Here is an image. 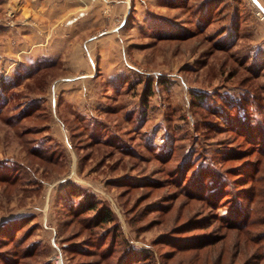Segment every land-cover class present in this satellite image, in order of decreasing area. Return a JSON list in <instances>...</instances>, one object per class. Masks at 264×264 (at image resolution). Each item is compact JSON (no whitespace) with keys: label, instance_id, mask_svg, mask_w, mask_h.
<instances>
[{"label":"rangeland","instance_id":"rangeland-1","mask_svg":"<svg viewBox=\"0 0 264 264\" xmlns=\"http://www.w3.org/2000/svg\"><path fill=\"white\" fill-rule=\"evenodd\" d=\"M2 80L0 264H264V0H0Z\"/></svg>","mask_w":264,"mask_h":264},{"label":"trees","instance_id":"trees-1","mask_svg":"<svg viewBox=\"0 0 264 264\" xmlns=\"http://www.w3.org/2000/svg\"><path fill=\"white\" fill-rule=\"evenodd\" d=\"M186 1H189V0H185V2ZM208 1H210V0H206V2H208ZM209 13H210V7H208L206 9V11L204 10V14H205L204 16L207 18L209 16ZM244 80H245V83L247 81H249V79H246V78L242 79V81H244ZM13 87H14L13 83H11L8 80L0 81V117H1L4 109L6 108V106L9 104V102H11L12 99L16 98L15 94L7 93V91L12 89ZM253 98H255V95L252 94L248 99L244 100V104H241V107H237L238 105L237 106L233 105V107L235 108V110H234L235 113L238 114V110L241 109L242 115L246 116V113L250 115V112H251L252 107H253L252 104L254 103ZM192 100L194 102H198L200 104V103L206 102L207 97L203 93H197V94L195 93L192 95ZM35 106H34L33 102L29 103L25 108L26 109L25 111H27L26 114H24V110H23V112H21V114H19V116L16 117V119H15L16 123L14 126L17 127L23 119L30 117L34 111H37L36 110L37 106L36 107ZM217 112H220V111L217 110ZM32 133L33 132H28V130L27 131L24 130V132L21 134L22 135H28V134H32ZM37 148H38V146L36 144L34 146H32V148H29V150L31 151L30 154L33 156L42 157L43 154L39 153ZM47 160L50 161L51 158L47 159ZM46 163H47V161H46ZM0 179H7V177H6V175H0ZM81 202H83V201H81ZM87 211H92V212L94 211V215L91 218V220L89 221V224H91L93 227H100V226H103L106 224H110L113 221V216H112L109 208H107L106 206H97V204H95V203H88V204L82 206L79 212H80V214H83ZM234 216H233V218H234ZM239 216L240 215L238 214L237 217L239 218ZM234 219L237 220V218H234ZM105 236H106V234L104 235V237L101 238V239H104L103 244H105V242H106ZM112 241H114V240H112ZM85 245H90V247H93L96 244L94 242H92V243H87ZM18 255H19V253L16 252L15 256H14L15 258H11V260H8L7 264H17V261H16L17 257L16 256H18ZM27 255L31 257V254H27ZM133 257H134V255L132 253L130 255L127 254L125 257L120 258L118 260V262H114V263L112 262L111 264H125L126 262L130 263L129 261H132ZM20 258H23V257H20Z\"/></svg>","mask_w":264,"mask_h":264},{"label":"built area","instance_id":"built-area-1","mask_svg":"<svg viewBox=\"0 0 264 264\" xmlns=\"http://www.w3.org/2000/svg\"><path fill=\"white\" fill-rule=\"evenodd\" d=\"M257 14H259V15H260V13H259V12H257ZM260 16H262V15H260Z\"/></svg>","mask_w":264,"mask_h":264}]
</instances>
